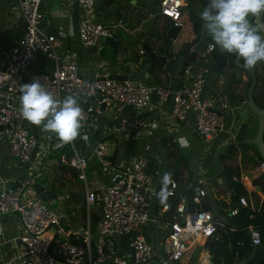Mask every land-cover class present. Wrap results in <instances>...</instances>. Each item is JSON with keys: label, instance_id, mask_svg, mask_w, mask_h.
I'll use <instances>...</instances> for the list:
<instances>
[{"label": "built area", "instance_id": "1", "mask_svg": "<svg viewBox=\"0 0 264 264\" xmlns=\"http://www.w3.org/2000/svg\"><path fill=\"white\" fill-rule=\"evenodd\" d=\"M43 1L16 0L9 6L7 13L22 19L25 31L15 44L0 45V148L8 147L21 168L32 162L40 138L29 130L28 121L20 114V86L37 79L57 99L62 100L69 94L79 96L84 113L81 132L89 127L93 131V121L112 111L119 120L116 125L104 127L107 133H129L137 140L149 138L145 151L151 150L150 138L155 128L150 125L149 130L144 129L145 114L153 106L168 111L176 122L191 119L206 148L226 131L227 120L237 118L238 108L231 104L224 88L205 93L207 74L218 52L213 42L207 43L199 53L200 65L185 68L188 81L176 89L154 82L116 79L108 65L95 68L93 77L84 79L75 54L60 52V40L67 37V32L45 27ZM96 1L57 0L58 10L68 16H73L75 7L78 9V36L87 46L96 45L103 37L117 40V29L123 25L121 19L112 23L101 21L96 16ZM182 1L160 0V15L173 20L175 26L184 27ZM39 54H45L54 65L37 73L33 64ZM140 55H145L143 48ZM142 59L139 57V62ZM214 108L228 114L229 119ZM53 140L54 137L50 138L49 143ZM227 142L224 143L230 145ZM70 144L72 156L59 141L54 149L61 152L59 163L75 169L79 180L85 181L89 210L92 205L101 207L96 239H93L90 221L81 232L67 229L61 213L37 193L34 175L25 179L5 176L0 158V216L14 213L21 222L20 235L13 237L6 236V228L0 222V250L12 243L16 245L18 240L23 247L22 250L16 247L19 251L15 258L0 260V264L13 261L18 264H215L209 241H222L225 235L237 231L230 219L238 217L243 209L258 212L264 202V191H256L259 186L254 180L239 171L233 180L241 184L244 193L235 200L232 183L221 175L206 177V168L199 171L193 168L188 178H176L169 170L156 166L147 154L130 160H113L105 142L95 147L94 155L108 175V184L103 192L91 190L87 175L89 158L77 149L75 142ZM258 171L261 175L264 173V161ZM165 173L170 174L171 182L167 185V199L161 202L157 193L163 188ZM217 201L221 205L215 206ZM205 202L210 203L211 210L204 209ZM248 234L253 246L262 245L257 226L250 224ZM193 247H196L195 253ZM235 264L246 263L239 260Z\"/></svg>", "mask_w": 264, "mask_h": 264}, {"label": "crops", "instance_id": "2", "mask_svg": "<svg viewBox=\"0 0 264 264\" xmlns=\"http://www.w3.org/2000/svg\"><path fill=\"white\" fill-rule=\"evenodd\" d=\"M15 1L16 0H9V4L10 2L13 3ZM115 1L116 0H102L105 7H102L98 3L99 10L97 11L96 16L100 20L109 18L112 20L115 17H119L120 12L117 11L118 8L116 9V12L113 13ZM132 2L134 5L129 9L128 13V6H126L121 1V17H119V19L123 20V25L121 26V31H119V34L121 33L122 36L123 33H126L129 36L133 37L134 41L132 40V43L128 41L125 43L121 42L118 53L116 54L117 57L115 59L104 58V51L106 47L102 45V39H100L96 45L92 46H87L81 43L78 36L79 11L76 7L73 16H71L74 20L71 21L62 16L63 13L58 10L57 0H44L41 5V10L46 14L44 23L45 27H48L49 30L62 28L68 34L67 37L60 40V52H73L76 56V62L79 68L80 75L84 79H91L93 77V70L104 65H108L110 67L113 75L117 73H129V64L136 55H140V50L143 48V45L147 43L151 46H155V41L164 38V34L166 33L168 27V20L164 17L160 18V0H132ZM182 3L184 4L183 7L187 5L186 0H183ZM10 5H8L5 10L3 8V10L0 12V45L6 47H9L15 44V42L19 41L25 31L24 21L22 19L14 18L7 13ZM156 6L157 8H155ZM107 7L113 9L108 11L109 9H107ZM183 15L185 23H188V18L185 15V12H183ZM262 19H264V17H262ZM66 26L69 27V29H67ZM118 29L116 35L118 33ZM116 39L119 40L117 37ZM209 42H212L211 38L209 39ZM142 57V62H139L138 64L139 69H141L145 63V55H140V58ZM35 62L36 64H33V68L37 73L46 71L54 65V63L44 55L37 56ZM263 63L264 62L258 63L257 69H254L257 74L258 83L259 81L262 82L260 83V87L258 88L256 93V104L260 109H264ZM191 64L193 65V63ZM214 64L215 61L214 63L212 62V70H210L207 74L205 93L215 91L217 89H220L221 87L225 88L226 82L230 79V76L234 74V72L230 74L232 70L228 66L223 74L219 76V74L214 70ZM234 71V75L238 79V81L239 78L242 79L241 83L236 82L233 84L234 96L232 99L233 101L230 100L231 104L238 108L237 118L227 120L226 131L221 134L220 138L215 141L214 145L224 147V142L226 141H230L231 143L234 142V145L236 144L235 146L238 145V154L235 155L236 158L234 160L228 161L226 159V164L224 167L235 170L236 172L239 171V174L243 173L249 178L256 180L261 175V173L258 171V167L261 162L258 160L257 156L258 147L250 141L254 140L257 135L259 129V120L251 111H248L245 121L246 126L243 127L238 135L241 124L240 115L241 112L247 107L248 94L245 95V89L248 84V76L245 73L240 72L239 68L237 67ZM153 73L157 76V79L150 72L143 80V82H154L170 89H176L188 81L185 72L183 73L182 70L178 72L180 78L177 80H171L167 73L160 70H155L153 71ZM195 73L196 71L193 70V74ZM241 97L245 98L246 100L241 101ZM166 107L167 110H170V107L168 105ZM145 119L147 125L144 128L145 130H149L150 125H153L155 127L153 130V135L150 138L152 146L157 142V140L162 142L164 145H175L174 151L169 154L168 158L170 156H176V154H178V150H182L184 153H187L192 148L191 137L193 136V133H197L195 132L193 121L191 119L185 123L176 122L172 119L168 111L158 109L156 106H153L145 114ZM118 120L119 119L112 111H110L108 116H99L95 121H93L94 130H90L91 127H89V130L81 132V135L74 141L80 143L78 145L76 143L77 149L83 155L89 158L87 171L89 170L92 176V180H89L88 178L89 189L91 190L96 189L103 192L108 184V175L105 172H102L103 169L98 164L94 155V149L99 143L105 142L108 145V153L109 155L113 156V160H115L116 158H126L130 160L140 154H144L145 145L148 142L149 138L138 140L134 138L133 140L132 134L121 133L111 135L108 134V130L104 129V127L106 126L116 125L118 123ZM27 126L29 130L36 135L39 134L38 130H41L38 126L32 125L31 127L29 123L27 124ZM98 130H101V133H99ZM107 137L108 139H105ZM120 138H124V140H121ZM140 141H145L142 147H139ZM231 143L229 144L231 145ZM69 145L65 144L62 147H65L66 149H68V151H70L71 144ZM0 149H2L1 151L4 154L7 152L6 147H1ZM183 156L186 157L185 155ZM245 157H251L253 158V160L249 158L245 159ZM42 161L43 160H40V157H38V155L35 153L33 156V160L28 165V167H30L31 169L32 166L35 167L37 164L40 165ZM178 165L179 166L176 168L174 165L172 169L169 168L167 170H169L171 174L172 172H177L179 174V177L181 176L183 177V179L188 178L193 168H190L188 170L183 159L180 160ZM57 167L59 172L57 171L58 173L56 177H53V180H51L52 184H49L47 186V189L55 190V188H59L64 190L66 193L65 196L60 197L62 205H60L59 207V211L61 212L63 218V223L64 221L65 223H67V226L65 227L69 230H73L74 232H81L86 226H88V223L90 221L92 233L96 231L98 235V223L101 213L95 212L92 214L91 211L89 212L87 208L88 204L86 202L87 188L85 181L80 180L83 181V183L79 182V178L77 177V172L75 169L64 168L60 165ZM197 170L199 171L198 168ZM204 174L206 175L205 172ZM206 177L214 178L215 176L206 175ZM226 183L227 188L229 189L230 185L228 182ZM217 205H220L218 201ZM16 217L18 218V216ZM9 220L10 219H8L7 221ZM6 231L7 228L5 229V232ZM4 248L6 247L4 246L0 250V260L9 259V253L7 254L4 251Z\"/></svg>", "mask_w": 264, "mask_h": 264}, {"label": "clouds", "instance_id": "3", "mask_svg": "<svg viewBox=\"0 0 264 264\" xmlns=\"http://www.w3.org/2000/svg\"><path fill=\"white\" fill-rule=\"evenodd\" d=\"M264 0H208L200 13L202 31L215 45L243 61L249 70L264 62ZM252 18V19H250ZM19 108L22 117L42 133L54 134L60 144L73 143L80 135L84 118L79 96L69 94L57 99L40 81L20 86ZM170 174L162 178L157 193L161 202L167 199Z\"/></svg>", "mask_w": 264, "mask_h": 264}, {"label": "water", "instance_id": "4", "mask_svg": "<svg viewBox=\"0 0 264 264\" xmlns=\"http://www.w3.org/2000/svg\"><path fill=\"white\" fill-rule=\"evenodd\" d=\"M187 5L183 7V12L188 18V23L184 27L175 26L173 20H168V27L164 38L155 41V46L150 44H144L143 49L145 51V63L141 69L138 68L139 59H133L129 64V73L115 74L114 77L119 80H129L131 82L143 81L146 76L155 70H160L168 74L171 80H177L180 78L179 71L185 72V68L193 63L199 65L201 62L198 59V55L204 50L211 36L202 31V21L200 20V13L207 6L208 0H186ZM192 5V6H191ZM102 41L113 47L114 53L117 54L121 42L108 37H103ZM218 52L215 54L214 70L221 76L223 72L229 66V55L222 51L217 46ZM235 65L237 68L247 71L252 77V83L248 90L247 107L241 112V124L239 133L243 129L246 121V115L248 111H251L259 120V129L254 140H251L253 144L258 147V151L262 159L264 160V109H260L254 99V91L258 83L257 74L254 69H247L243 66L241 60L236 58ZM238 79L234 74L230 76V79L225 84V92L230 100L233 99V84ZM98 97V95H97ZM233 101V100H232ZM217 111L225 119H229L228 114ZM226 178L232 183L236 193H244V190L233 180V176L236 174L235 170L224 167L221 170ZM35 189L40 197L49 202L57 198V193L53 189H47L40 182L35 183ZM257 190H261V187H257Z\"/></svg>", "mask_w": 264, "mask_h": 264}, {"label": "rangeland", "instance_id": "5", "mask_svg": "<svg viewBox=\"0 0 264 264\" xmlns=\"http://www.w3.org/2000/svg\"><path fill=\"white\" fill-rule=\"evenodd\" d=\"M121 1L126 6H128L127 11L129 13V9L134 5L132 0L131 1L130 0H116L115 4H114L115 6L113 7L114 9L107 7V9H109L108 11L113 9V13H115L116 9L118 8L117 11L120 12L119 17H121ZM11 3L12 2H10V4ZM98 3L102 7H105L103 5L102 0H97L96 6H95L96 12L99 10ZM10 4H9V0H0V12L3 10V8L5 10L6 7H8V5H10ZM155 8H157V6ZM62 13H63L62 16L66 17L67 20H69V21L74 20L71 16H67L65 11ZM119 17H115L112 20L109 18V19H104L101 21H104V22L107 21V22L112 23V22L118 20ZM160 18H162L161 15H160ZM67 29H69V27H67ZM119 31H121V25H120V27L118 29V33L116 35V37L120 41L122 38L121 42L125 43L128 41V42L132 43L133 37L129 36L126 33H123V35L121 36V33L119 34ZM102 45H104L106 47V49L104 51V58L113 59L114 58V49L111 46H108V44H106L104 42H102ZM120 50H121V48H120ZM39 55L46 56L45 54H39ZM35 64H36V62L34 61V65ZM194 65L196 66V64H194ZM102 117H105V116H102ZM29 125L32 127V125L30 123H29ZM38 133H39L38 136L40 138V142H39V145L37 147L36 154L38 155V157H40V160H43V161L41 162L39 167H37V169H36V166L35 167L32 166L31 169L28 166L21 168L19 166L18 159L11 155L8 147H6L7 152L5 154L2 151H0V158L3 160V174L5 176H10V177L18 178V179H25V178H29L30 176L34 175V178L36 179L37 182H40L44 186L47 187L49 184H52L51 180H53V177H56L57 173L59 172L57 166H59V164H60L59 158H60L61 152H58V150L54 149V146L56 145V142L58 141V139L56 138V136L54 134H45V133H42L41 130H38ZM52 137H54V140L51 141V143H49L50 142L49 139ZM120 139L124 140V138H120ZM133 140H134V138H133ZM145 141H140L139 147H142V145ZM191 142H192V148L187 153H184L182 150H178V154H176V156H170L168 158L169 154L172 151H174L175 145L174 146H173V144L164 145L162 142L157 140V142L151 147V150L145 151V149H144V154H147L149 157H151V159L154 161V163L162 170H167L169 168L172 169L174 165H175V168L178 167L179 166L178 163L180 162L181 159H183L184 163L186 165V168L188 170L190 168H198V169L206 168L205 169L206 175L215 176V177H217L218 175H221V177L224 180H227L226 176L223 173L222 174H220V173H221L222 168L226 164L225 163L226 159L228 161V160H234L236 158L235 155L238 154V147H237L238 145L235 146L237 148H234V150H229V146L226 144H225L226 147L225 146L220 147V146L214 145V143L211 142L210 144L208 143V147L206 148L203 140H201L200 137L195 133H193V136L191 137ZM229 143H231V142L229 141L227 144H229ZM231 145H234V142L231 143ZM182 153L186 157H184L182 155ZM38 170H40V171H38ZM102 172H104V171L102 170ZM87 174H89L88 175L89 180H92V176H91V173L89 170L87 171ZM79 182L83 183V181H80V180H79ZM1 189L2 188L0 186V191H1ZM55 190L57 191L56 193L58 195V198H56L55 200L49 201L48 204L50 206H52L53 208H56L59 211L60 210L59 207H60V205H62V203H61L62 201L60 200V197L65 196L66 193L64 190L59 189V188H55ZM255 190L260 191V190H257L256 188H255ZM256 199L258 202L257 196H256ZM218 203H220V205H221V202H218ZM216 205H217V203H215V206ZM87 208H88V205H87ZM88 210H89V208H88ZM90 211L92 212V214L95 212L101 213V209H100L99 205H92L89 212ZM7 217H8V219H10L9 221H7L8 220ZM0 222H3L4 227L7 228L6 236L13 237V236L20 235V233H21V222L15 216L14 213H12L11 215H1L0 216ZM63 224L65 226H67V223H65V221ZM7 225H8V227H7ZM92 236H93V239L95 240V238L97 236L96 231L93 232ZM16 245H13V243H12V244H10V246H5L6 248H4V251L7 254L9 253L10 259L15 258L17 251H19L16 249V247H18L19 249H22V244L20 243L19 240L16 242ZM12 264H18V263L16 261H13ZM215 264H217V263L215 262Z\"/></svg>", "mask_w": 264, "mask_h": 264}, {"label": "trees", "instance_id": "6", "mask_svg": "<svg viewBox=\"0 0 264 264\" xmlns=\"http://www.w3.org/2000/svg\"><path fill=\"white\" fill-rule=\"evenodd\" d=\"M108 46L110 45L108 44ZM228 55H229V67L232 70L230 74H232L233 72L235 74L234 70L236 69V65H235L236 57L231 54H228ZM116 57L117 55L114 54L113 59H115ZM139 57H140L139 55H136L135 59L137 60L139 59ZM241 62L243 64V61ZM262 65H264V63ZM253 69L256 70L257 65ZM239 71L242 73H245L248 76V84L245 89V95H246L248 94V89L252 83V77L248 72L242 69H239ZM151 73L157 79V76L153 72ZM237 82L241 83L242 79L239 78V81ZM260 83L262 82L259 81L254 91L255 92L254 93L255 102H256V93H257L258 88L260 87ZM240 99L241 101L246 100L243 97H241ZM245 126L246 125H244V127ZM105 139H108V137ZM76 143L77 145L80 144L79 142H75V145ZM234 148H235V145L229 146V150H234ZM67 150L68 149H66V151ZM67 153L69 154V156L73 155L71 151H67ZM257 156L260 162L264 161L258 151H257ZM247 158L253 160V158L251 157H245V159ZM60 166L62 165L60 164ZM62 167L67 168L65 166H62ZM171 175L176 178L179 177V174L177 172H172ZM254 183L255 185L261 187V189L264 191V173L260 175L256 180H254ZM239 186H241V184H239ZM239 195L240 193H235L234 199L236 200L239 197ZM192 208H193V205L190 204L189 209H192ZM204 209L211 210L212 206L208 203H205ZM251 215H253L252 218L250 217ZM230 220H232V223L237 226V231L232 232L229 235H225L222 241H219V242H215L213 240L209 241V246L211 247V250L214 256V261L217 264H235L239 260L245 261L246 264H264V202L262 204V208L260 209V211L254 212L250 209H243L238 217L231 218ZM250 224H254L260 229L261 234H262V245L261 246L256 247L252 245L251 237L248 234V226ZM195 248L196 247H193L192 252L195 251Z\"/></svg>", "mask_w": 264, "mask_h": 264}]
</instances>
